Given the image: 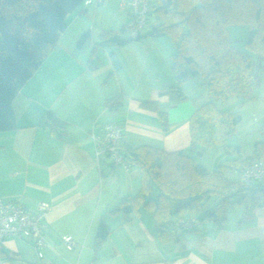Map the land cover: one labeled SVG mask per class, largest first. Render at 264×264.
Listing matches in <instances>:
<instances>
[{"label": "crops", "instance_id": "0c3cea01", "mask_svg": "<svg viewBox=\"0 0 264 264\" xmlns=\"http://www.w3.org/2000/svg\"><path fill=\"white\" fill-rule=\"evenodd\" d=\"M117 1H84L71 12L58 44L12 101L16 127L0 131V199L19 200L31 213L44 205L46 245L36 248L32 237L7 236L0 264H264V204L247 222L241 223L243 210L237 207L229 209L222 225L205 221L180 226L172 232L174 238L165 240L149 209L142 207L130 220L112 210L140 190L141 171L112 165L105 156L96 158L91 133L100 132L107 122L122 125L125 146L183 150L203 164L201 157L217 147L205 164L211 169L228 159L222 145L202 149V154L190 150L191 115L210 98L200 76L183 85L186 98L175 97L168 67L171 47L165 39L148 36L114 48L121 67L112 74L109 49L99 48L98 66L87 69L100 32L130 21L128 9L120 11L126 18L117 16ZM98 16L104 21L97 25ZM88 29L91 38L78 47ZM157 57L163 60L160 67ZM120 94L125 97L122 106L104 105L105 99ZM142 100L158 102L167 111V125L162 126L158 113L143 106ZM48 110L66 122L63 139L39 125ZM102 220L110 233L96 246ZM65 235L72 237L73 249L64 244Z\"/></svg>", "mask_w": 264, "mask_h": 264}, {"label": "trees", "instance_id": "16d2710c", "mask_svg": "<svg viewBox=\"0 0 264 264\" xmlns=\"http://www.w3.org/2000/svg\"><path fill=\"white\" fill-rule=\"evenodd\" d=\"M84 1L0 0V131L15 129L14 97L58 44L67 26V16ZM155 1L156 6L149 0L147 19L136 36L131 35L133 28L129 22L116 30H102L86 67L89 70L98 66L95 56L99 48L109 49L113 66L110 74L115 73L121 63L114 48L148 36H169L175 44L170 65L175 97L186 98L183 85L200 76L210 98L191 115L190 150L197 149L202 154L205 148L222 145L230 157L218 168L211 169L183 150L169 152L159 146H125L122 125L107 122L100 132L91 134H103L108 123L119 125L122 128L119 152L129 168L137 167L141 171L140 190L122 198L112 210L122 212L123 217L130 220L142 207L149 209L159 237L164 240L174 238L172 232L185 224L213 221L222 225L232 207L241 208V223L247 222L264 204V177L246 184L241 175L253 162L264 160V141L256 142L253 153L247 156L241 146L229 144L242 117L237 111L220 109L217 101L256 97L255 89L262 80L260 70L264 69V0ZM231 25L248 26L249 52L230 45L228 29ZM90 38L88 29L77 46L81 47ZM124 102L125 97L120 94L105 99L104 105L119 108ZM141 103L158 113L162 126L167 125V111L161 110L158 102L142 100ZM39 125L49 128L60 139L66 135V122L52 110L44 114ZM103 156L115 165L109 152L96 158ZM234 173L238 174L237 181L232 178ZM109 233L108 225L102 220L96 246Z\"/></svg>", "mask_w": 264, "mask_h": 264}, {"label": "built area", "instance_id": "2783aa9c", "mask_svg": "<svg viewBox=\"0 0 264 264\" xmlns=\"http://www.w3.org/2000/svg\"><path fill=\"white\" fill-rule=\"evenodd\" d=\"M86 3L89 0H85ZM149 0H122L119 5L120 10H129V25L133 28L132 36H136L147 19ZM122 128L119 125L108 123L105 125L103 134H93L94 153L98 158L104 152H109L115 165H121L128 169V164L124 162L119 152L122 137ZM264 177V160H258L247 166L242 175V182L248 184L254 179ZM44 217L45 208L40 204L36 213H31L19 200L2 201L0 199V247L5 237H32L34 244L44 247L46 240L44 237ZM188 226L189 224H185ZM64 244L68 249H73L74 241L70 235L63 237Z\"/></svg>", "mask_w": 264, "mask_h": 264}, {"label": "rangeland", "instance_id": "374dc122", "mask_svg": "<svg viewBox=\"0 0 264 264\" xmlns=\"http://www.w3.org/2000/svg\"><path fill=\"white\" fill-rule=\"evenodd\" d=\"M151 1L154 6L157 5V2L155 0H151ZM118 3H119V0L117 1V10H116L117 16L121 15L122 17L126 18V12L121 13L123 11L119 9ZM113 6L114 5H112L109 9L111 12L113 10ZM89 10L94 11V6H89ZM154 19H155V16L151 18L152 21ZM103 21L104 19L101 20L100 16L96 18L97 25L101 24ZM145 31H146V28L145 30L144 29L142 30V34ZM228 33H229V41H230L231 46L239 50L249 52V48L246 45V42L249 36L248 26L231 25L228 29ZM153 39H161V40L165 39V41H168L171 47V53L175 51V44L172 42L169 36H158L156 38L154 37ZM124 50L125 48H121L119 50V56L121 59L123 58L121 53ZM100 52L102 53L104 51L101 50ZM156 62H157V65L160 67L162 66L161 64L163 60L157 57ZM164 64H166L164 67L166 68L168 66V62H165ZM168 67L170 68V64ZM167 71L170 74L168 69ZM260 75L262 77V80H261L260 86L255 89V92H254L256 95L255 98L249 99V100H243L240 97H232L227 101H217V105L220 109H229L231 111H237L241 115L242 119L237 125L235 133L229 138L228 143L231 145L241 146L243 154L245 156L253 153L254 144L256 142L264 141V69L260 70ZM205 97H206V94H205ZM204 102H206V99L202 100L200 104H203ZM215 149H218V148L216 147L212 150H208V152L205 153V156L201 157L200 160L207 163L210 156L215 153L216 151ZM213 166L214 167L212 168H217L218 163H215V165ZM232 178L234 181H237L238 174L234 173ZM236 209L237 207H232L230 208V211H235Z\"/></svg>", "mask_w": 264, "mask_h": 264}]
</instances>
